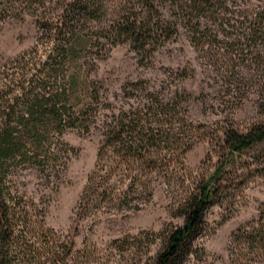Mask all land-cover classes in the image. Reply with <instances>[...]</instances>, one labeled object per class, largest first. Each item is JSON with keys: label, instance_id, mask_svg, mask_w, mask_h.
<instances>
[{"label": "rangeland", "instance_id": "rangeland-1", "mask_svg": "<svg viewBox=\"0 0 264 264\" xmlns=\"http://www.w3.org/2000/svg\"><path fill=\"white\" fill-rule=\"evenodd\" d=\"M123 3L110 0L111 10L95 25L106 29ZM263 8L264 0H227L199 19L195 36L191 25H183L151 55L136 52L130 41L96 42L82 60L79 78V90L92 107L85 123L89 129L66 128L60 135L50 129L41 141L25 146V159H9L4 166L3 187L10 205L23 212L30 228L58 231L46 238L28 235L23 247L32 244V251L14 264H50L55 257L52 264H153L167 233L185 222L182 200L223 159V131L246 132L264 125V41L252 34L253 27H264L258 13ZM5 12H0V104L20 109L26 106L24 92L48 95L64 80L55 82L52 58L46 57L53 43L37 13ZM151 92L182 101L175 119L191 148L175 146L179 158L168 169L170 179L163 174L154 178L152 195H136V208L100 207L85 214L79 202L108 123L121 110L150 105ZM22 224L19 221L18 227ZM260 225L264 141L246 149L236 167L227 169L186 264H264ZM245 227L256 230L242 239Z\"/></svg>", "mask_w": 264, "mask_h": 264}, {"label": "trees", "instance_id": "trees-1", "mask_svg": "<svg viewBox=\"0 0 264 264\" xmlns=\"http://www.w3.org/2000/svg\"><path fill=\"white\" fill-rule=\"evenodd\" d=\"M109 1L0 0V12L33 9L37 13L40 27L48 31L53 43L52 52L46 57L52 58L55 82L59 77L64 80L56 92H48V95L46 92L33 94L32 90L24 92L27 96L23 100L25 108L18 109L11 103L7 106L0 104V264H14L20 255L24 257L32 251V244L23 247L28 235L44 234L46 238L48 234L56 236L58 233L47 227L30 228L23 212L18 213L10 205L3 187L6 177L4 166L9 159H25V146L29 142L41 141L50 129L56 130L59 135L66 128L83 126L89 129L85 123L89 122L92 107L90 102H85L88 100L86 94L79 90V78L82 60L89 57V53L98 45L96 42L100 44L102 39H111L115 45L130 41L136 52L151 55L156 47L177 36L183 25H191L195 36L199 19L227 2L123 0L124 3L117 6V17L105 29L95 23L101 22L111 10ZM258 13L264 19V8ZM253 29L252 34L259 35L264 41V27ZM65 63L69 65L67 70ZM150 97V105L121 110L108 123L95 168L89 175L79 202L85 214H91L100 207L105 211L124 206L136 208V195H152L154 178L165 176L170 179L168 169L179 158L174 153L175 146L186 145L185 151L191 148L190 139L185 140L187 134L177 125L181 122L175 119L182 101L176 95L162 97L156 92H151ZM16 99L19 101L20 98ZM222 136L225 149L223 159L209 176L198 180L182 200L185 222L167 233L165 244L153 264L188 262L194 239L203 230L205 213L218 195L227 169L236 167L237 157H241L246 149L264 141V125H255L246 132L226 129ZM24 147L26 150H22ZM165 172L167 174L164 175ZM19 221L23 223L20 228ZM243 230L244 234L239 236L242 239L250 237L256 229L252 227V230H248L245 227ZM259 230L264 233V225H260ZM53 253L57 254L55 251ZM56 259L50 264L55 263Z\"/></svg>", "mask_w": 264, "mask_h": 264}]
</instances>
